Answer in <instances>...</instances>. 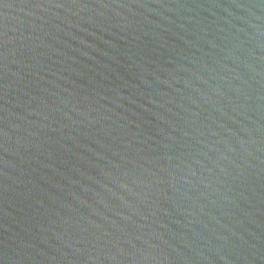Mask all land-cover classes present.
Listing matches in <instances>:
<instances>
[{
    "label": "water",
    "instance_id": "1",
    "mask_svg": "<svg viewBox=\"0 0 264 264\" xmlns=\"http://www.w3.org/2000/svg\"><path fill=\"white\" fill-rule=\"evenodd\" d=\"M0 264H264V0H0Z\"/></svg>",
    "mask_w": 264,
    "mask_h": 264
}]
</instances>
